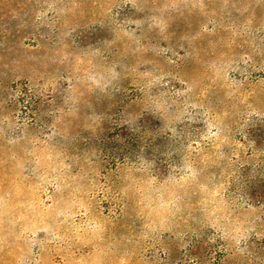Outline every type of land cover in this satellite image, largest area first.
<instances>
[{
  "label": "rangeland",
  "instance_id": "rangeland-1",
  "mask_svg": "<svg viewBox=\"0 0 264 264\" xmlns=\"http://www.w3.org/2000/svg\"><path fill=\"white\" fill-rule=\"evenodd\" d=\"M0 264H264V0H0Z\"/></svg>",
  "mask_w": 264,
  "mask_h": 264
}]
</instances>
